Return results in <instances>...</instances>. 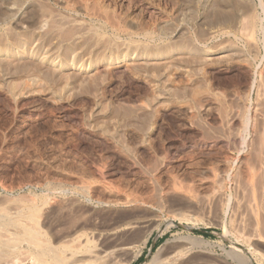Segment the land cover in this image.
Instances as JSON below:
<instances>
[{
  "label": "rangeland",
  "instance_id": "rangeland-1",
  "mask_svg": "<svg viewBox=\"0 0 264 264\" xmlns=\"http://www.w3.org/2000/svg\"><path fill=\"white\" fill-rule=\"evenodd\" d=\"M64 1L0 0V264H264V0Z\"/></svg>",
  "mask_w": 264,
  "mask_h": 264
},
{
  "label": "bare ground",
  "instance_id": "bare-ground-1",
  "mask_svg": "<svg viewBox=\"0 0 264 264\" xmlns=\"http://www.w3.org/2000/svg\"><path fill=\"white\" fill-rule=\"evenodd\" d=\"M77 1V0H76ZM80 1V0H79ZM84 1V0H83ZM100 1V0H99ZM104 1V0H103ZM117 1V0H116ZM123 0H121V2H122ZM65 2V5H64V7L66 8V9H69V7L71 6V5H69L68 3L70 2V0H69V2H68V0H65L64 1ZM96 2V1H95ZM97 2H98V0H97ZM101 2V1H100ZM120 2V1H119ZM73 3H74V0H73ZM77 3V2H76ZM104 3V2H103ZM111 3H112V1H111ZM107 3H105V5H106ZM108 4H109V2H108ZM126 4V3H125ZM115 5V4H114ZM245 5H247V4H245ZM244 5V6H245ZM251 6V5H250ZM63 7V8H64ZM77 7H79L80 8V10L82 11V12H84L85 14H94V15H100L99 14V12H107L106 10H105V8L101 5V3L99 4V3H94L93 2V4H90V3H86V1L83 3V2H79V6H77ZM120 7H121V9H123V11H121V12H123V14L124 15H128L129 14V7H128V5L126 6V7H128V8H126L125 6H124V4L123 3H121L120 4ZM236 7V6H235ZM249 7V6H248ZM255 7H256V5H255ZM78 8V9H79ZM109 8V7H108ZM224 8V7H223ZM226 8V7H225ZM257 8H259V10L261 11V13L262 14H264V6L261 4V1L260 2H258V5H257ZM73 9V7H71V10ZM248 9H251V7L250 8H247L246 10H248ZM252 9H253V7H252ZM111 10V9H110ZM236 10H238V9H236ZM254 10V9H253ZM65 11V10H64ZM112 11V10H111ZM117 11H119V9L117 10ZM239 11H242L241 9H239ZM252 11V10H251ZM250 10H248V12H251ZM62 12V11H61ZM69 12V11H68ZM110 12V11H109ZM115 12V11H114ZM113 12V13H114ZM236 12V11H235ZM243 12V11H242ZM248 12H246L245 10H244V14L243 15H245V13H246V15H247V13ZM113 13H108V14H111L110 16H112L113 15ZM116 13V12H115ZM257 15V14H256ZM255 14H251V13H248V16H247V18H246V20H245V22H242L241 23V25H242V28H241V32H239V33H241L240 35H242L243 36V38H245L246 40H247V42H249V44L250 45H252V46H254V48L258 45V36H259V34H262L263 33V29H262V25H260L259 24V22L257 21V16H256ZM116 16V15H115ZM242 16V14L240 15V17ZM93 17V16H92ZM104 17H105V15H104ZM116 18V17H115ZM114 18V19H115ZM242 18V17H241ZM243 20H244V17H243ZM240 21V20H239ZM237 26H239V25H237ZM241 27V26H240ZM262 37V36H261ZM260 40V39H259ZM261 44V43H260ZM258 47V46H257ZM245 75L247 76V74L245 73ZM248 75H249V72H248ZM255 113V115L256 116H260V112L259 111H254ZM261 117H262V115H261ZM258 118H260V117H258ZM229 121L230 122H232V121H236V122H238V130L230 137V139H231V141L232 142H234V143H241V144H246L247 142H246V138H245V133H246V131H248V130H252L253 128V126H251L250 125V122H249V118H248V115H247V113H246V111H238V112H236L230 119H229ZM218 197H219V195H218ZM221 197V196H220ZM222 202V201H221ZM240 203H237V205H239ZM226 206V205H225ZM241 206V205H240ZM260 206V204H257L256 203V201H255V199H251V201H248L247 203H245L244 204V208L246 209V211L248 212V214H250V216H252V217H254L255 218V215H256V211H258V209L260 208L259 207ZM239 207V206H238ZM242 207V206H241ZM243 208V207H242ZM246 212V213H247ZM241 217V216H240ZM242 220V219H241ZM241 222V221H240ZM251 233H252V235H255L256 234V229L255 228H252L251 229ZM141 243H142V241H141ZM158 253V252H157ZM156 253V254H157ZM154 255V254H153ZM158 255V254H157ZM111 256V255H110ZM109 255H108V253L107 254H105L104 256H100L99 257V259H98V264H106V260L110 257ZM154 258L156 257V256H153ZM55 258V257H54ZM57 258V257H56ZM58 259H59V257H58ZM152 259V258H151ZM59 260H62V258L61 259H59ZM159 260V259H158ZM149 261V260H148ZM55 262H56V260H55ZM58 262H60V261H58ZM57 262V263H58ZM107 262H108V260H107ZM154 262H155V260H154ZM109 263V262H108ZM146 263H149V262H146ZM150 263H152V262H150ZM149 263V264H150ZM157 264H158V262H156ZM154 264V263H153Z\"/></svg>",
  "mask_w": 264,
  "mask_h": 264
}]
</instances>
